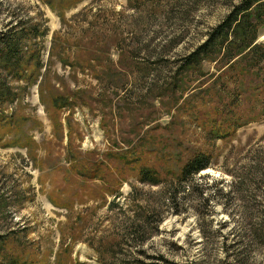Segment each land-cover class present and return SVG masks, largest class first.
<instances>
[{"label":"rangeland","instance_id":"rangeland-1","mask_svg":"<svg viewBox=\"0 0 264 264\" xmlns=\"http://www.w3.org/2000/svg\"><path fill=\"white\" fill-rule=\"evenodd\" d=\"M237 1H84L64 12L71 47L85 37L84 48L72 51L97 56L83 71L78 60L75 68L59 63L65 45L49 57L52 34L62 30L56 12L37 0H0V32L21 26L20 18L46 22L48 35L34 42L41 73L67 85L57 87L54 78L55 87H21L24 113L40 123L32 131L40 149L32 161L23 149L0 148V233L13 230L24 253L49 255V264H264V117L239 129L232 142L216 143L211 167L176 187L129 178L116 198L97 193L81 202L85 194L77 197L66 180L69 135L82 156H94L125 150L154 124L169 121L168 101L158 104L165 87L154 86ZM41 90L44 100L63 94L75 105L60 112L58 132ZM172 191L179 192L174 202Z\"/></svg>","mask_w":264,"mask_h":264},{"label":"trees","instance_id":"trees-1","mask_svg":"<svg viewBox=\"0 0 264 264\" xmlns=\"http://www.w3.org/2000/svg\"><path fill=\"white\" fill-rule=\"evenodd\" d=\"M37 1L56 12L62 20V30L52 34L49 57L56 56V51L65 45L61 56L57 55L59 63L75 68L80 61L84 71L85 65L95 61L97 56L90 51H72L84 48L85 37L82 34L77 45L71 47L69 32L64 29L67 27L64 12L88 0ZM18 24L24 27L16 24L0 32V70L3 72L0 74V148L23 149L28 158L35 161L40 147L32 131L40 123L24 113L21 87H55L50 85L54 78L59 84L57 87L67 85L61 86L64 83L56 75L41 73L43 59L34 42L48 35L46 22L20 18ZM261 35H264V0H238L221 22L207 32L203 42L174 59L171 75L161 85L154 86L165 87L158 95L163 96L159 107H163L164 99L169 103L165 109L169 121L165 125L154 124L125 150L94 156L89 152L82 156L72 147L69 135L65 148L66 180L75 185L77 197L85 194L81 202L97 199V193L100 198H116L129 178L152 187H176L211 167L212 160L217 158V153L213 152L216 143L232 142L239 129L264 117V42L259 41ZM61 36L66 40L62 41L63 45L60 44ZM71 57L74 61L68 60ZM206 66L212 67L206 70ZM90 76L101 82L99 74ZM71 77L77 80L75 75ZM39 95L54 130L60 131V112L68 107L70 110L74 103L63 94L53 93L45 100L42 90ZM97 182L100 184L90 186ZM173 192L169 197L172 202L179 194ZM17 240L13 230L0 233V264H49V255L40 258L28 255L17 245Z\"/></svg>","mask_w":264,"mask_h":264}]
</instances>
